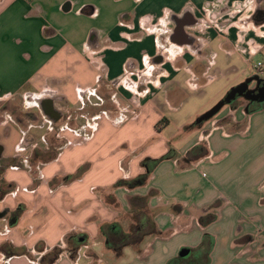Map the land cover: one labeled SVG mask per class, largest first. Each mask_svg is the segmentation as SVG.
Returning a JSON list of instances; mask_svg holds the SVG:
<instances>
[{
    "label": "crops",
    "instance_id": "0c3cea01",
    "mask_svg": "<svg viewBox=\"0 0 264 264\" xmlns=\"http://www.w3.org/2000/svg\"><path fill=\"white\" fill-rule=\"evenodd\" d=\"M258 61L264 0H0V264L68 244L54 264H264V106L239 98L201 120L264 78ZM101 83L122 110L88 137L64 131L34 180L22 165L44 140L38 123L50 131L60 105ZM30 96L33 112L11 123ZM139 205L155 234L130 245L120 223Z\"/></svg>",
    "mask_w": 264,
    "mask_h": 264
},
{
    "label": "rangeland",
    "instance_id": "374dc122",
    "mask_svg": "<svg viewBox=\"0 0 264 264\" xmlns=\"http://www.w3.org/2000/svg\"><path fill=\"white\" fill-rule=\"evenodd\" d=\"M114 93L105 86V84H100L95 89L94 92H89L84 95H81L82 97L80 102L76 108L74 107H68L64 104L60 105V115L61 119L57 122L58 124L56 126H52L51 130L49 131L48 124H43L41 122L38 123V125H41L44 127L45 135H42L41 138H44V140H41L37 143V146L34 145V142H30L28 149L31 151L32 161L34 160H40L39 162H36L33 165V162L29 159L28 162L22 166H29V173L32 176L34 180H37L39 178L40 173V165L42 164V161H49L53 159V156L58 153V151L62 150L64 147L69 145V141L62 137V133L64 131H70L73 133L81 134V137H88L93 132L96 131V127L98 125V122L100 121L101 117H104V115L110 116L115 115V112L117 113V109L119 111L122 110L120 106H118L116 100L113 96ZM32 96L21 98L19 97V100L17 102L18 107L15 112V116L11 118V123L18 122V120L25 119L26 115L29 114V112H33L31 109L32 106ZM3 110V109H2ZM34 110V109H33ZM126 110V109H125ZM30 117H32L30 115ZM41 121V119H40ZM48 128V129H47ZM47 130V131H46ZM47 132V133H46ZM44 141V142H43ZM49 148V150L45 151V153L40 148ZM46 150V149H45ZM32 165V166H31ZM127 178V177H126ZM125 181H128L125 179ZM94 192L97 193V190H94ZM111 196L107 195L104 192V196ZM108 200V198H106ZM141 208L140 213L137 211L136 208L131 211L130 218L126 216L124 221H122L120 224L124 231H127V239H125L126 243H132V242H143L147 238H151L153 236L152 234V227L150 225V217L149 213L145 211L143 205H139L137 207ZM125 217V216H124ZM135 232V233H134ZM108 237L105 236L104 240H106ZM108 243V247L112 249H118L120 241L117 244L118 247H116L114 243L113 238L110 236V238L106 241ZM115 246V247H114ZM61 251V254H63V251H70L71 247L68 244L67 248H57ZM68 253V252H67ZM60 254V255H61ZM59 255V256H60Z\"/></svg>",
    "mask_w": 264,
    "mask_h": 264
},
{
    "label": "water",
    "instance_id": "95a60500",
    "mask_svg": "<svg viewBox=\"0 0 264 264\" xmlns=\"http://www.w3.org/2000/svg\"><path fill=\"white\" fill-rule=\"evenodd\" d=\"M252 81L255 82V86L257 88L264 82V78L260 79L258 77H255L254 79H249L239 84L238 86L231 88L222 100H220L212 109H210L208 112H206L202 116L201 120H208L212 118L219 112V110L223 106L231 105L233 102H235L239 98H242L246 102H248V107L256 103L258 106V109H261L264 106V88L250 89L249 85ZM57 117H59V115H57ZM80 240L81 239L79 238L78 241ZM187 255H188V250H182L179 254V256L181 257H185Z\"/></svg>",
    "mask_w": 264,
    "mask_h": 264
},
{
    "label": "trees",
    "instance_id": "16d2710c",
    "mask_svg": "<svg viewBox=\"0 0 264 264\" xmlns=\"http://www.w3.org/2000/svg\"><path fill=\"white\" fill-rule=\"evenodd\" d=\"M156 129L158 130V127L156 126ZM168 157H170V154L168 153L167 155H165L162 159H167ZM160 160H154L152 161V166L156 165ZM83 171V168H80L78 170V173ZM150 172H147V174L142 175L137 177L136 179L132 180V181H125V180H120L118 181V183L116 184L117 187L120 186H124V187H133V186H140L144 183L145 178L147 177V175ZM150 225L152 227V234L154 235V229L153 226L150 222ZM81 238V237H79ZM137 242H132L130 243V245H136ZM127 245V244H126ZM4 251L6 253V255H17V254H24L23 250H17V249H9V248H4ZM61 254V251L57 248L53 249L50 253L46 254L45 256H43L40 261L39 264H54L55 261L59 258V255ZM71 256H73V254H71Z\"/></svg>",
    "mask_w": 264,
    "mask_h": 264
},
{
    "label": "flooded vegetation",
    "instance_id": "af4514ba",
    "mask_svg": "<svg viewBox=\"0 0 264 264\" xmlns=\"http://www.w3.org/2000/svg\"><path fill=\"white\" fill-rule=\"evenodd\" d=\"M254 88H256L255 85H254L253 89H254ZM259 88H264V82H263L259 87H257L256 89H259ZM43 105H44V106H43L44 111H45L47 114H49V112H50V108H49L48 102H45V104H43ZM251 106H257V104L254 103V104H252ZM14 219H15V218H14L13 216L10 217V221H11V222H12ZM111 237H112L113 240H114V243H113V244H115L116 247H118L117 244L119 243L118 241L120 240V239H119V236H118V235H115L114 233H113V234L111 233ZM77 239H79V237H78ZM80 239H81V238H80ZM114 247H115V246H114Z\"/></svg>",
    "mask_w": 264,
    "mask_h": 264
},
{
    "label": "built area",
    "instance_id": "2783aa9c",
    "mask_svg": "<svg viewBox=\"0 0 264 264\" xmlns=\"http://www.w3.org/2000/svg\"><path fill=\"white\" fill-rule=\"evenodd\" d=\"M253 69L259 76L264 77V61H258L255 63Z\"/></svg>",
    "mask_w": 264,
    "mask_h": 264
}]
</instances>
